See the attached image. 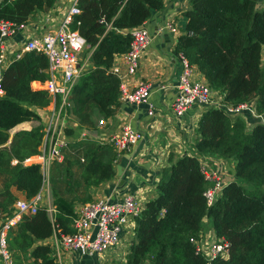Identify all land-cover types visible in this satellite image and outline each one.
I'll return each instance as SVG.
<instances>
[{"label": "trees", "instance_id": "trees-1", "mask_svg": "<svg viewBox=\"0 0 264 264\" xmlns=\"http://www.w3.org/2000/svg\"><path fill=\"white\" fill-rule=\"evenodd\" d=\"M56 0H0V21L27 22ZM71 29L85 39L89 66L72 86L68 113L79 127H93L94 115H114L120 79L111 71L114 58L130 46L129 29L145 23L164 0H77ZM186 32L179 35L175 53L181 52L209 86L223 94L228 104L253 102L262 116L246 130L242 117L224 109L207 107L196 128L192 153H170L162 168L157 193L134 218V238L126 264H206L189 241L204 230V218L217 237L229 243L227 258L211 264H264V4L261 0H190ZM48 60L42 53L26 51L0 71V214L11 211L17 200L14 188L30 199L44 184L38 164L23 160L39 152L42 126L10 131L18 124L40 120L36 111L50 96L41 86L47 78ZM75 131V130H74ZM64 149L62 162L51 169L50 185L55 213L44 206L25 215L8 232L7 244L15 262L32 258L34 264H55L49 244L38 241L56 232H72L75 201L90 200V186L112 178L116 154L109 144L75 138ZM62 149V150H63ZM200 156L232 161L233 177L211 206L202 195L208 185ZM17 160V163H13ZM81 190V193L73 190ZM84 190L86 193H84ZM65 192H72L66 196Z\"/></svg>", "mask_w": 264, "mask_h": 264}, {"label": "built area", "instance_id": "built-area-1", "mask_svg": "<svg viewBox=\"0 0 264 264\" xmlns=\"http://www.w3.org/2000/svg\"><path fill=\"white\" fill-rule=\"evenodd\" d=\"M76 1L72 2L69 10L59 18L53 28H47L38 35L26 38L19 46L14 41V36L26 29L29 20L22 23L0 21V71L13 60L20 58L26 51L42 53L48 60L47 78L41 86L50 96V101H54V107L48 113L46 124L42 128L43 135L39 152L23 160L24 165L38 164L44 179L49 165L53 161H61L63 158L62 149L68 140L63 135L65 129L62 126L66 125L70 117L68 96L72 86L90 64L88 56L83 55L88 47L85 39L77 30L70 27L73 15L79 12ZM166 28L175 32V27L171 22L166 25ZM128 32L131 35L130 46L126 52L116 55L115 58H122L126 64L127 74H134L141 55L150 43L151 35L145 23L132 27ZM177 57L181 63V72L177 78L176 94L171 104L174 116L180 117L186 110L198 105L222 108L231 117L243 118L251 110L256 112L254 103L250 101L237 104L224 102L223 94L213 90L205 80L191 78L194 66L189 63L184 54L179 52ZM111 71L120 79V102L135 105L145 104L148 114L152 115L154 108L149 101L151 85L141 80L131 85L126 84L120 78V67L115 61ZM2 94L3 90L0 85V96ZM97 123L102 125L104 119H99ZM140 138V132L128 124H124L120 131L108 137L106 142L119 156ZM194 154L199 158L202 173L208 182L202 195L207 206H211L221 194L226 182L218 168H211L208 156ZM12 162L17 163V160ZM43 201L44 195L40 190L30 199H17L11 207V211L3 215L0 221V259L3 264H18L14 261L8 248V232L21 221L23 216L34 214ZM44 207L51 218L55 213L54 206L46 204ZM141 210L142 203L131 194H124L120 199L114 201L97 198L80 203L75 207L72 217L73 231L60 232L58 234L59 243L66 250L81 255L103 254L120 242L121 234L129 226H131V233L134 234V218ZM189 241L194 246V253L203 257L206 264H211L212 260L217 257H228V241L217 237L215 233L202 230L197 236L191 237Z\"/></svg>", "mask_w": 264, "mask_h": 264}, {"label": "crops", "instance_id": "crops-1", "mask_svg": "<svg viewBox=\"0 0 264 264\" xmlns=\"http://www.w3.org/2000/svg\"><path fill=\"white\" fill-rule=\"evenodd\" d=\"M74 0H56L52 7L45 11H37L29 19L26 29L14 36L17 46L21 45L26 38L38 35L47 28H53L59 18L65 14ZM264 4V0H261ZM190 9V0H164V6L161 10L152 13L151 17L145 22V25L151 35L150 43L144 53L141 55L138 67L134 74H127L126 64L122 58H115V63L120 67L121 79L126 84L131 85L137 81H144L151 85L149 101L152 103L154 112L149 115L145 104H129L120 102L115 113L111 117L103 118L102 115L95 112L93 127H79L78 121L70 115L66 123L67 129L76 130L80 128L85 133V137L93 139L99 144L107 143L108 137L118 133L124 124H128L134 130L141 133V138L133 144L128 150L116 154L115 167L122 165V174L115 175L98 185L88 188L90 200L105 198L108 200H118L124 194H131L142 203L153 199L157 193V183L160 178L162 168L168 164V156L173 153L181 156L185 153H192L194 150V141L196 138L197 123L207 107L194 106L186 110L180 117L174 116L171 104L176 94V82L181 72V63L175 53V44L177 37L186 32L187 17L185 12ZM173 23L175 32L166 28L168 23ZM84 56H89L83 54ZM261 63L264 65V45L261 50ZM191 78L193 80H205L203 75L194 66ZM54 107V101H49L48 105L37 108L36 111L41 118L43 110L48 113ZM42 111V113H40ZM99 119H104L102 125L98 124ZM246 126L250 127L257 121L262 120V116L257 112L250 111L243 117ZM46 121V120H45ZM36 120L26 121L13 128L11 135L18 130H29L37 126ZM46 124V123H45ZM66 129V130H67ZM110 145V144H109ZM67 146V145H66ZM64 158V149L62 150ZM55 160L49 167L47 183L43 184L41 191L44 195V201L41 206L51 204L53 198L50 185L51 169ZM211 163H216L224 182H228L232 177V161L208 156ZM123 184L119 186L120 180ZM45 180V179H44ZM17 199L25 197L20 191L12 189ZM81 193V190H73ZM72 192H65L66 196H71ZM84 190V193H86ZM87 202V201H85ZM84 203L75 201L78 204ZM3 216H0V221ZM204 232L214 233L212 227L208 224L207 218H204ZM56 232L49 238L38 241L39 244H49L52 251L55 264H126V253L132 244L134 234L131 233V226L126 228L121 234L120 242L111 247L103 254L81 255L77 252L66 250L58 240ZM0 264L3 262L0 259ZM23 264H34L33 259L29 258L23 261Z\"/></svg>", "mask_w": 264, "mask_h": 264}, {"label": "rangeland", "instance_id": "rangeland-1", "mask_svg": "<svg viewBox=\"0 0 264 264\" xmlns=\"http://www.w3.org/2000/svg\"><path fill=\"white\" fill-rule=\"evenodd\" d=\"M43 112H44V114L42 115V117L40 118V120H36V123H38L37 125H41L42 126V128H44V125H45V123H46V121H47V116H45L46 115V111L45 110H43ZM40 113H42V111L40 112ZM46 120V121H45ZM62 128L63 129H67V126L64 124L63 126H62ZM43 130V129H42ZM65 130H64V132H63V135H64V137L67 139V140H71L72 139V137L70 138L69 136H67V134L65 133ZM246 130H250V123L248 124V126L246 127ZM12 131H13V129L10 131V133H12ZM73 132H74V136L73 137H75V138H82V137H85L84 136V131H82L80 128H77L75 131L73 130ZM69 143V142H68ZM67 143V144H68ZM194 146V145H193ZM65 148H67V146L65 147ZM35 155V154H34ZM216 163H210V165H211V168L212 169H215L216 168V165H215ZM49 169H50V167H49ZM49 169H48V171L45 173V180H44V182H45V184L47 183V178H48V172H49ZM1 180H0V188H1ZM25 197H22V199H24ZM0 216H3V215H1L0 214Z\"/></svg>", "mask_w": 264, "mask_h": 264}, {"label": "water", "instance_id": "water-1", "mask_svg": "<svg viewBox=\"0 0 264 264\" xmlns=\"http://www.w3.org/2000/svg\"><path fill=\"white\" fill-rule=\"evenodd\" d=\"M260 122H263V121L261 120ZM116 174L118 176H121V174H122V165L118 164L116 166ZM123 182H124L123 179H121L120 182H119V186H121L123 184Z\"/></svg>", "mask_w": 264, "mask_h": 264}]
</instances>
